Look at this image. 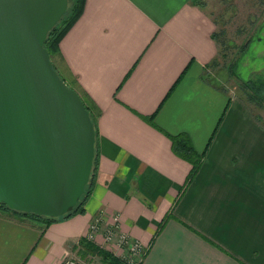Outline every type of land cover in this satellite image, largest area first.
Masks as SVG:
<instances>
[{
  "label": "crops",
  "instance_id": "1",
  "mask_svg": "<svg viewBox=\"0 0 264 264\" xmlns=\"http://www.w3.org/2000/svg\"><path fill=\"white\" fill-rule=\"evenodd\" d=\"M196 1L86 0L56 66L98 114L92 192L84 214L44 232L0 214V264H62L97 218L147 249L141 264H264V124L204 80L219 47ZM262 42L264 26L242 81L264 69ZM154 114L155 126L142 118ZM180 134L204 155L187 188L192 165L169 138Z\"/></svg>",
  "mask_w": 264,
  "mask_h": 264
},
{
  "label": "water",
  "instance_id": "2",
  "mask_svg": "<svg viewBox=\"0 0 264 264\" xmlns=\"http://www.w3.org/2000/svg\"><path fill=\"white\" fill-rule=\"evenodd\" d=\"M68 0H0V204L59 218L84 196L97 134L45 41Z\"/></svg>",
  "mask_w": 264,
  "mask_h": 264
},
{
  "label": "trees",
  "instance_id": "3",
  "mask_svg": "<svg viewBox=\"0 0 264 264\" xmlns=\"http://www.w3.org/2000/svg\"><path fill=\"white\" fill-rule=\"evenodd\" d=\"M69 3L70 5L67 11V14L56 25V27L52 31H50L45 41V47L47 48V50L49 51L51 55V59L53 61L55 70L59 73L63 81L67 83L69 87L78 89V87L73 81L68 82L66 78L62 76V74L58 71L57 66H56V59L60 55V43L63 40V38L66 36V34L70 31V29L74 26V24L82 16L84 9H85L86 0H69ZM195 4L201 8H204L205 6L204 3L201 2L200 0H197ZM213 21L215 25L217 26V20H213ZM212 39L218 44L219 51H218L217 57L213 59L211 63H209L206 66L207 71L208 70L212 71L213 69L221 65L219 57L226 58L227 57L226 51L228 49L230 50L231 48H237L235 56L225 66L227 75L231 79H234L237 81V87H238V92H239L238 96L251 107L255 115V118L260 123L264 124V117L261 114H259L260 111L264 112V69L260 72L252 74L250 78L246 81H242L237 76V73H236L237 65L239 61L241 60V58L243 57V55L246 53L253 39L250 38L245 43H243L241 46H236L235 44H232V41L227 39V31L225 29H222L220 31L216 30L212 34ZM204 80L211 86L221 91H224V92L230 91L228 88L222 86L220 81H218L211 73H207V75L204 77ZM82 100L86 108L89 110L92 121L95 125L96 134H97V143H98V137H99L98 125H97L98 114L88 104L87 100L84 97H82ZM155 117H156V114H154L151 117H142V118L145 119L150 124H152L153 126H155V123H154ZM169 138L172 141V148H173L174 153L178 157L189 162L192 165V170L184 186V188H187L193 182L194 178L198 174L200 170V166L203 162L204 155L199 154L195 150L190 140V137L187 134L169 136ZM98 167H99V152H98V145H97L93 173L91 175L90 182L88 186L86 187L85 194L79 201L78 205L64 216H61L59 218H47V217L39 216L33 213L18 212V211H14L10 209L6 204H3V203L0 204V214L12 216L16 218L17 220H19L20 222L27 223L33 227L39 228L43 232L52 224L69 220L77 215H82L85 213V204L89 196L91 195L92 187L95 181ZM171 218H172L171 214L167 215L164 218V220L160 223L157 234H159L163 230V228L166 226V224L169 222ZM76 250H77L78 256L87 261H90L91 258H98L101 264H129L122 258L116 256L113 252L97 245L96 243L88 240L86 237H83L79 240L78 245L76 246Z\"/></svg>",
  "mask_w": 264,
  "mask_h": 264
},
{
  "label": "rangeland",
  "instance_id": "4",
  "mask_svg": "<svg viewBox=\"0 0 264 264\" xmlns=\"http://www.w3.org/2000/svg\"><path fill=\"white\" fill-rule=\"evenodd\" d=\"M200 1L204 3L206 13L213 20H217L216 30L220 31L225 29L227 31V39L232 41V44H235L236 46H241L250 38L254 39L257 36L259 28L264 26V0ZM261 44L260 48L262 49L264 42ZM236 51L237 48L228 49L226 51L227 57H219L221 65L213 69L211 73L218 81H220L222 86L229 88V90H232L233 94L238 95L237 81L228 77L225 68L226 64L235 56ZM260 112L259 114L264 117V112ZM89 264H101V262L96 258Z\"/></svg>",
  "mask_w": 264,
  "mask_h": 264
},
{
  "label": "built area",
  "instance_id": "5",
  "mask_svg": "<svg viewBox=\"0 0 264 264\" xmlns=\"http://www.w3.org/2000/svg\"><path fill=\"white\" fill-rule=\"evenodd\" d=\"M99 235H102L101 242H98L97 239ZM86 238L105 249L108 248L114 254L119 251L120 258L129 264H141L147 254V249L140 243L132 241L128 235L120 232L116 226L104 228L99 218L93 220L90 224ZM95 259L91 258L90 261H87L75 255L66 258L62 264H89Z\"/></svg>",
  "mask_w": 264,
  "mask_h": 264
}]
</instances>
